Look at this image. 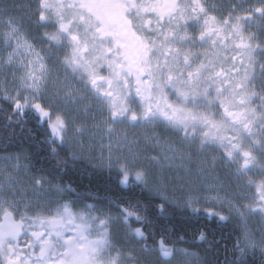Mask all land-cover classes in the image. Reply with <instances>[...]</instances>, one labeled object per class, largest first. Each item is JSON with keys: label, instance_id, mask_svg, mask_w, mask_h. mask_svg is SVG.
<instances>
[{"label": "snow or ice", "instance_id": "1", "mask_svg": "<svg viewBox=\"0 0 264 264\" xmlns=\"http://www.w3.org/2000/svg\"><path fill=\"white\" fill-rule=\"evenodd\" d=\"M228 225L264 264V0H0V264H221Z\"/></svg>", "mask_w": 264, "mask_h": 264}, {"label": "flooded vegetation", "instance_id": "2", "mask_svg": "<svg viewBox=\"0 0 264 264\" xmlns=\"http://www.w3.org/2000/svg\"><path fill=\"white\" fill-rule=\"evenodd\" d=\"M37 166H39V164ZM74 170L75 169H72L68 171L66 174L61 173V175L65 181L71 182L79 193L83 195H87V194L103 195L106 193L107 190L111 189L110 187H108V189L104 188V184L107 182H110L106 176L98 175L95 173H88V172H86L85 174H75ZM184 220L187 221V219H184ZM185 221L183 222L185 223ZM191 226H193L195 230L198 224L196 221L193 220ZM217 232H216V236H217ZM225 247L228 248L229 251L227 255L229 256V258H231V241L226 240L222 248H220V253L223 256L221 262L224 261ZM254 259H255V264H259V257L257 256ZM250 264H251V261H250Z\"/></svg>", "mask_w": 264, "mask_h": 264}, {"label": "trees", "instance_id": "3", "mask_svg": "<svg viewBox=\"0 0 264 264\" xmlns=\"http://www.w3.org/2000/svg\"><path fill=\"white\" fill-rule=\"evenodd\" d=\"M74 171H75L74 172L75 174H82L79 169H75ZM85 173L86 172H84L83 174H85ZM108 187L112 188V184H110V182H107L104 184V188L108 189ZM183 221H185V220L182 218H179V216L177 215V216L172 218L170 223L173 225V227L175 228L176 231L187 233V234H192V232L195 231L193 226H191L193 220L192 221L187 220V221H185V223ZM218 232H221L223 234V238H224L225 242H226V240H229V234H228V230L226 228H223V229L219 230ZM233 235L235 236L234 233H233ZM219 237L220 236L217 235V238H219ZM225 242H222V240H220V248H222V246ZM220 258H222L221 253H220Z\"/></svg>", "mask_w": 264, "mask_h": 264}, {"label": "bare ground", "instance_id": "4", "mask_svg": "<svg viewBox=\"0 0 264 264\" xmlns=\"http://www.w3.org/2000/svg\"><path fill=\"white\" fill-rule=\"evenodd\" d=\"M179 218L185 219V218H183L181 216H179ZM224 228H226L228 230V234H229V240L228 241H231L232 242V239L234 238L233 233L235 234L234 226L233 225H228V226H226ZM187 235H188L189 238L191 237L190 234H187ZM217 235L220 236V237L223 236V234L221 232H217ZM220 237L218 239H220ZM220 240H222V242H225L224 241V238H222ZM222 258H223V256H222ZM222 258H220V261H222ZM221 264H223V262H221Z\"/></svg>", "mask_w": 264, "mask_h": 264}]
</instances>
